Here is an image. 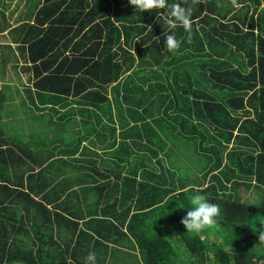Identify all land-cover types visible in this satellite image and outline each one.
I'll list each match as a JSON object with an SVG mask.
<instances>
[{
    "label": "trees",
    "instance_id": "16d2710c",
    "mask_svg": "<svg viewBox=\"0 0 264 264\" xmlns=\"http://www.w3.org/2000/svg\"><path fill=\"white\" fill-rule=\"evenodd\" d=\"M39 1L0 82L22 65L36 109L80 117L84 136L52 149L0 134V264H264V199L231 190L264 188V0H168L190 31L128 0ZM176 135L203 153L206 188H180L189 176L162 159ZM197 193L220 208L214 249L181 223Z\"/></svg>",
    "mask_w": 264,
    "mask_h": 264
},
{
    "label": "rangeland",
    "instance_id": "374dc122",
    "mask_svg": "<svg viewBox=\"0 0 264 264\" xmlns=\"http://www.w3.org/2000/svg\"><path fill=\"white\" fill-rule=\"evenodd\" d=\"M35 1L37 0H0V12L5 13L6 21L9 24L6 32L0 34L1 70H3V57L10 55V52L5 49L6 46L17 48L11 35L14 34V29L20 27L25 22L31 21L32 18L30 19V16L35 10ZM40 3L41 0L38 5ZM1 20L2 15L0 14V26L2 24ZM16 36L17 32L15 33ZM23 70L22 65L11 64L7 70V77L4 81H1L2 83L0 82V106H2V112L0 113V134H3L4 138L19 140L21 143H24L25 138L32 140V144H35L36 141L41 143L48 142L51 143L50 147L52 149H55L56 146H59L61 149H65L66 146L74 148L78 144L79 138L84 136V130L80 125L81 118H65L64 121H61L62 118L60 119L53 115L48 108L43 111L36 109L34 101L38 98V94L32 89V84ZM114 113L118 116V109ZM50 119L51 123H49ZM105 122L107 121L105 120ZM176 137L177 140L175 142L169 143L173 155L166 157L163 154L162 159L168 162V169L170 171L180 173L176 166L178 165L183 173L189 176L187 182H184L180 177L178 178L180 188L183 185L186 190L190 188L197 189L198 187L206 188L214 180V176H207L208 179L203 181V177L204 175L206 176V172L209 169V167L206 168V164L203 162V153L201 151L197 153L194 144H191L190 140L188 141V139H184L179 135H176ZM58 151L56 150V152ZM235 189L231 188L235 199L248 205L259 206L264 199V188L256 184H252L249 188L235 186ZM258 223L256 228L264 232V222L260 221ZM214 228H208L202 234L203 239H205L208 246L212 249L222 244V235L220 236L217 229L215 228L214 230ZM181 250L186 253L185 250Z\"/></svg>",
    "mask_w": 264,
    "mask_h": 264
},
{
    "label": "clouds",
    "instance_id": "9594fccd",
    "mask_svg": "<svg viewBox=\"0 0 264 264\" xmlns=\"http://www.w3.org/2000/svg\"><path fill=\"white\" fill-rule=\"evenodd\" d=\"M128 3L135 11L139 10L141 13L170 9L169 15L174 18V22L182 25L185 30L190 31L191 29V9L183 7L180 3L169 5L168 0H128ZM166 46L169 51H174L178 47V41L174 35L166 37ZM190 205L186 216L181 220L187 233L199 234L218 223L220 208L218 205L210 203L204 195L199 193L192 195ZM259 239L264 240V233L260 234ZM86 264H97V256L94 252L87 255Z\"/></svg>",
    "mask_w": 264,
    "mask_h": 264
},
{
    "label": "crops",
    "instance_id": "0c3cea01",
    "mask_svg": "<svg viewBox=\"0 0 264 264\" xmlns=\"http://www.w3.org/2000/svg\"><path fill=\"white\" fill-rule=\"evenodd\" d=\"M47 142V141H46ZM48 143V142H47ZM84 144V143H83ZM50 145H51V143H48V145H47V147H50ZM86 146V144L85 145H82V149H83V147H85ZM50 148H52V147H50ZM81 149V150H82Z\"/></svg>",
    "mask_w": 264,
    "mask_h": 264
}]
</instances>
